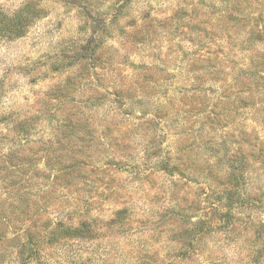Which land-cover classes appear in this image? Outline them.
<instances>
[{
	"label": "rangeland",
	"instance_id": "374dc122",
	"mask_svg": "<svg viewBox=\"0 0 264 264\" xmlns=\"http://www.w3.org/2000/svg\"><path fill=\"white\" fill-rule=\"evenodd\" d=\"M77 111L94 117L84 151L96 174L56 189L39 224L68 214L92 231L48 247L43 264H264V162L254 148L264 149V0H0V211L26 198L32 209L51 192L37 151ZM24 120L31 129L19 139ZM159 145L182 167L216 163L221 175L253 150L252 207L240 212L248 225L201 247L185 241L179 207L192 213L208 194L144 160ZM111 158L136 167L115 170ZM14 246L0 244V264H20Z\"/></svg>",
	"mask_w": 264,
	"mask_h": 264
},
{
	"label": "trees",
	"instance_id": "16d2710c",
	"mask_svg": "<svg viewBox=\"0 0 264 264\" xmlns=\"http://www.w3.org/2000/svg\"><path fill=\"white\" fill-rule=\"evenodd\" d=\"M69 84L73 83L69 81ZM80 113L81 111H77L75 114L68 112L61 127L53 128L52 136L46 139L47 141L43 142L37 151V155L40 154L38 160L44 161L45 169L41 170L39 164L35 169L39 173L48 174L47 179L53 188L51 192L46 191L45 195H38L33 210L30 207V201L27 198L22 199L23 197L17 202V206H11L10 212L1 208L0 244L8 242L15 244L13 253L20 264H43V252L48 247L70 240L80 241L92 231V224L87 218L75 222L74 218L67 217L68 214L57 221L47 218L42 224H39L42 221V215L47 213L49 200L52 196L54 198L56 189H67L75 184L85 183L84 180L87 179L88 173L96 174L94 165L89 171L86 170L91 164L85 163L88 154L84 151V149H92L94 145L95 134L92 127L94 117ZM152 117L155 119L150 120L152 123L158 121L156 115ZM210 117L208 116L207 119L210 120ZM31 123L32 121L29 120L18 123L13 130L15 136L19 139L24 138V135L26 136V133L31 129L29 128ZM155 126L158 127V125ZM158 131L161 133L160 130ZM156 134L153 135V140H156ZM64 140L66 141L65 147L63 146ZM261 144L259 148L257 146L254 148L257 151V159L264 162V149L260 148ZM9 150L11 152L12 148ZM19 151H21L20 157L24 156L22 147ZM160 152H162L161 145L154 150H147V154H144L143 158L145 160L151 156L156 157L157 166L155 168L158 171L173 177L188 178L208 194L207 198L198 197L192 213L182 204L179 207L181 214L178 213L181 219L178 221L185 230V241L189 239L192 245L196 246L197 244L198 247H201L207 238L230 236L240 228L239 222L248 225L249 222L240 217V212L252 207L248 169L249 159L252 160L256 157L253 150L247 148L245 152H239L238 158L228 160L225 164V169L228 172H224L222 175L220 174L221 168L216 163L208 162V166L204 165L205 167L201 168L195 161L193 163V160H189L182 167L184 163L176 162L175 158L170 159L167 156H162ZM64 155L65 158H63ZM11 157L12 154L8 158ZM109 165L118 171H134L136 167L132 168L126 160L118 158H111ZM42 180H45V177ZM11 197L9 196L8 199H12ZM55 205H58V202ZM31 210L30 223L26 224V216ZM250 223L252 224L250 228L256 230L253 228L254 221H250ZM256 232L262 235L261 230H256ZM187 257V254H182L181 260Z\"/></svg>",
	"mask_w": 264,
	"mask_h": 264
}]
</instances>
